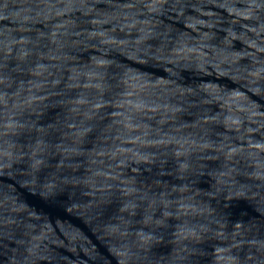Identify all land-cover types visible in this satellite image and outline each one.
I'll return each mask as SVG.
<instances>
[{"label":"water","instance_id":"obj_1","mask_svg":"<svg viewBox=\"0 0 264 264\" xmlns=\"http://www.w3.org/2000/svg\"><path fill=\"white\" fill-rule=\"evenodd\" d=\"M0 264H264V0H0Z\"/></svg>","mask_w":264,"mask_h":264}]
</instances>
